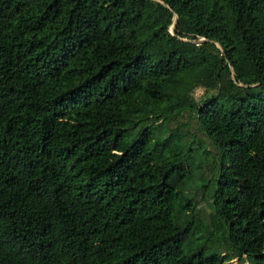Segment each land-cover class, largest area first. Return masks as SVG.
<instances>
[{
	"label": "trees",
	"instance_id": "trees-1",
	"mask_svg": "<svg viewBox=\"0 0 264 264\" xmlns=\"http://www.w3.org/2000/svg\"><path fill=\"white\" fill-rule=\"evenodd\" d=\"M158 1L166 53L143 0H0V264H223L215 239L264 264V0ZM190 56L215 66L194 79ZM199 86L211 230L171 142Z\"/></svg>",
	"mask_w": 264,
	"mask_h": 264
},
{
	"label": "rangeland",
	"instance_id": "rangeland-1",
	"mask_svg": "<svg viewBox=\"0 0 264 264\" xmlns=\"http://www.w3.org/2000/svg\"><path fill=\"white\" fill-rule=\"evenodd\" d=\"M151 0H143L142 8L146 13V20L148 24V31L145 37L150 39L151 45L149 52L166 53L167 48L163 39V33L161 30V19L166 15V9L159 5V8L155 10ZM170 31V27L168 28ZM179 64L186 69L194 79H198L204 74L209 73L215 66L214 63L200 59L196 56H190L188 58L180 59ZM214 95V90L207 89L206 87H196L190 93L189 98L179 100L178 104L182 106H189L180 112V116L177 118V122L170 125V129H174L175 137L172 139V143H176L179 146H186L190 144V147L194 149L193 166L190 173H188L187 179L181 181V188L184 194L195 205L193 216L198 220L200 227H207L211 230L210 225V187L207 185L205 188H201L200 177L203 179H210V174L214 172V157L215 149L211 145L210 141L201 133L198 129L194 112L192 108L198 107L204 99L210 98ZM205 233L197 231L195 238L203 239ZM213 249L223 256V264H248L245 259L237 260L233 253L228 251L222 241H216L212 245Z\"/></svg>",
	"mask_w": 264,
	"mask_h": 264
},
{
	"label": "water",
	"instance_id": "water-1",
	"mask_svg": "<svg viewBox=\"0 0 264 264\" xmlns=\"http://www.w3.org/2000/svg\"><path fill=\"white\" fill-rule=\"evenodd\" d=\"M151 1L156 3V4H158V5H160V6H162V7H164L165 9H167V7L164 4H162L160 1H158V0H151ZM175 24H176V16H173L172 24L170 26V31H169V33L171 35H173ZM182 41H186V40H182ZM203 41H204L203 39L198 40V42H203ZM189 42L193 43L194 41H189ZM215 47L218 50H220V46L218 44H216V43H215ZM228 69H229V73H230V75L232 77L233 76V71H232L231 67L229 66ZM239 86H244V85L239 84ZM244 87H246V86H244Z\"/></svg>",
	"mask_w": 264,
	"mask_h": 264
}]
</instances>
